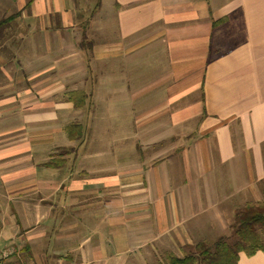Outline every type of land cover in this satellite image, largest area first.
Listing matches in <instances>:
<instances>
[{
  "label": "crops",
  "instance_id": "crops-1",
  "mask_svg": "<svg viewBox=\"0 0 264 264\" xmlns=\"http://www.w3.org/2000/svg\"><path fill=\"white\" fill-rule=\"evenodd\" d=\"M97 1L0 0L1 264H159L264 196V0Z\"/></svg>",
  "mask_w": 264,
  "mask_h": 264
},
{
  "label": "trees",
  "instance_id": "trees-1",
  "mask_svg": "<svg viewBox=\"0 0 264 264\" xmlns=\"http://www.w3.org/2000/svg\"><path fill=\"white\" fill-rule=\"evenodd\" d=\"M99 5L100 0L97 1L96 7ZM73 95L74 106L83 107L85 95ZM68 137L73 139L71 133H68ZM46 165L56 166L51 162ZM231 230L235 237L233 242L224 237L218 238L211 245L199 242L186 255L176 257L167 254L165 261L159 264H237L240 254L249 258L264 251V196L260 202L249 203L235 211Z\"/></svg>",
  "mask_w": 264,
  "mask_h": 264
},
{
  "label": "rangeland",
  "instance_id": "rangeland-1",
  "mask_svg": "<svg viewBox=\"0 0 264 264\" xmlns=\"http://www.w3.org/2000/svg\"><path fill=\"white\" fill-rule=\"evenodd\" d=\"M85 1V0H84ZM93 3H91L90 4V6L91 7H93L94 6V3H95V0H91ZM109 3H110V0H105L104 1V7L106 8L107 7V5H109ZM87 12H88V10H86ZM105 12V11H104ZM87 14V13H86ZM87 16V15H86ZM149 55H150V52L149 51H146V52H144L142 55H140V57L139 58H137V59H135V60H133L131 63H129V64H126V65H123V67L124 66H126L127 67V70H129V71H131V72H133V71H138V72H140V74L141 73H144V72H146V71H148V72H151V71H154V70H156L157 69V67H154L153 68V66H154V64H156L155 62H152L151 61V59H149L148 57H149ZM143 58V60H144V62H142V63H140V62H138V60L139 59H142ZM92 66L94 67L93 68V70H94V72L96 73L97 71H98V65L96 64V65H93V63H92ZM156 66H157V64H156ZM112 70L114 71L115 70V65H112ZM95 73H94V75H95ZM135 79V78H134ZM233 220V219H232ZM230 221V223L232 222L233 223V221ZM229 223V224H230ZM232 223L228 226V230L226 231V233L222 236V237H224V238H227V240L229 241V242H233L234 240H235V237H234V235L232 234V230H231V225H232ZM218 239V237L217 238H203V242L202 243H204V244H207V245H211L212 243H214L216 240ZM187 253H189L188 251L186 252H184L183 253V255H186ZM165 261V258H162V262H164Z\"/></svg>",
  "mask_w": 264,
  "mask_h": 264
},
{
  "label": "built area",
  "instance_id": "built-area-1",
  "mask_svg": "<svg viewBox=\"0 0 264 264\" xmlns=\"http://www.w3.org/2000/svg\"><path fill=\"white\" fill-rule=\"evenodd\" d=\"M8 257V254L1 253L0 254V264Z\"/></svg>",
  "mask_w": 264,
  "mask_h": 264
}]
</instances>
